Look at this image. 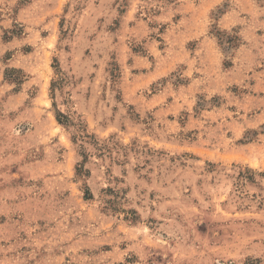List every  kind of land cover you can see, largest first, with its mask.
Returning a JSON list of instances; mask_svg holds the SVG:
<instances>
[{"label": "rangeland", "instance_id": "obj_1", "mask_svg": "<svg viewBox=\"0 0 264 264\" xmlns=\"http://www.w3.org/2000/svg\"><path fill=\"white\" fill-rule=\"evenodd\" d=\"M0 264H264V0H0Z\"/></svg>", "mask_w": 264, "mask_h": 264}]
</instances>
